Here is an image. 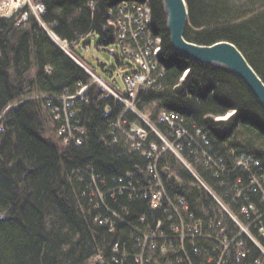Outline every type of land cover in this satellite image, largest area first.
<instances>
[{"label": "trees", "instance_id": "trees-1", "mask_svg": "<svg viewBox=\"0 0 264 264\" xmlns=\"http://www.w3.org/2000/svg\"><path fill=\"white\" fill-rule=\"evenodd\" d=\"M37 1L44 6L41 20L61 40L71 43L92 35L96 48L103 50L115 42L112 19L118 7L146 5L149 32L160 40L163 87L139 93L135 108L146 118L144 123L93 82L33 16L25 26L0 17V113L25 94H73L77 83L88 85L86 101L75 100L73 105L84 129L79 146L60 143L41 101L23 102L4 118L0 264H264V202L249 187V172L231 170L232 158L246 155L258 162L251 172L264 175V108L247 87L230 71L193 62L171 49L162 0ZM184 1V38L198 45L232 43L264 83V0ZM71 53L80 59L78 49L71 47ZM162 112L176 113L186 126L202 129L211 154L227 163L226 171L218 176L208 171L187 140L180 141L179 154L194 174L171 151H163L155 133L168 137ZM228 113L226 120L217 119ZM120 115L124 129L135 124L145 130L140 150H131L120 137L114 141L109 125ZM152 146L157 149L156 168L167 193L176 197L179 216L165 201L158 208L151 206L152 159L142 154ZM165 170L178 184L162 176ZM237 179L241 181L235 186ZM96 189L105 193L102 199L93 194ZM180 221L182 240L172 230ZM236 237L243 246L238 255L234 247L222 245Z\"/></svg>", "mask_w": 264, "mask_h": 264}, {"label": "built area", "instance_id": "built-area-1", "mask_svg": "<svg viewBox=\"0 0 264 264\" xmlns=\"http://www.w3.org/2000/svg\"><path fill=\"white\" fill-rule=\"evenodd\" d=\"M42 13H44V6L37 0H0V17L12 19L16 26H25L29 16L33 15L39 25L47 32L51 40L68 56L79 63L69 52V47L76 46L77 42L73 41L69 43L65 40H61L51 28L41 20ZM112 23L116 30L115 42L113 45L115 48H110L109 53L120 61L121 66H124V61L129 62V64H125L126 68H124L127 72L123 76L125 90L119 87V91H117L116 89L110 88L104 81L100 80V82L117 101L125 106L126 110L133 112L137 117L145 121V117L137 112L135 104L139 100V93L141 91L146 92L150 89L156 91L162 90L163 86L161 80L164 77V72L160 68L158 62V54L161 48L160 40L157 37H153L149 32L148 25L150 23V13L148 7L144 4L123 3L118 7L117 13L112 19ZM82 67L89 74H92L85 66L82 65ZM87 89L88 85L77 83L76 91L73 94L69 93L68 90H63L62 94L55 97L34 95L26 99H47V106L50 108L51 115L57 123L58 132L63 141L62 145L68 146L73 144L79 146L83 142L84 129L78 115V110L74 108L73 105L75 100L86 101L85 93ZM19 102L13 103L0 113V137L5 130L3 125L5 114ZM103 115L108 116V111L104 110ZM220 118L221 117L217 119ZM160 120L169 128L168 137H164L155 131L164 144L162 148L163 151H171L191 172H193L179 154L182 149L180 141L187 140L194 145L193 154L196 155L198 161L204 163L208 171L215 176L226 171L227 163L224 164V159L218 157L216 153L211 154L212 148L210 147L208 136L203 133L202 129H198L192 124H190L189 127L186 126L185 120L172 112H162ZM124 123L123 115H120L116 121L112 123L111 133L114 141H118L120 137L124 140L125 145L130 146L131 150H140L142 148L141 140L146 137L145 130L135 124H131L128 130H126L122 126ZM191 129H194V132H192ZM156 152V147L152 146L150 151L142 154L152 159L151 163L148 164V171L153 177V182L148 188L151 206L152 208H158L162 205V202L165 201L167 208L172 210L175 215L179 216L177 209L174 207L176 197L167 193L162 178L156 168V162L154 160V154H156ZM231 165L233 166L231 170L240 169L249 172V187L252 191L257 193L261 201L264 202V175L256 176L251 172V168L258 165V162L246 155H241L239 157H233ZM91 180L95 182L93 177ZM240 181V179H237L234 185L237 186V183ZM240 193V191L236 193V198H239ZM93 194L98 195L101 199L103 195H105V193H102L98 189H96ZM178 202L182 204L180 199H178ZM249 208L252 209V206H249ZM242 212L246 213L247 209L243 208ZM183 227L184 224L180 221V226H174L172 228L174 232L178 233L181 240L184 238ZM194 229L195 232L198 231L196 228ZM190 230L191 229H188V231ZM144 239L145 241L148 240V236L146 235ZM222 245L226 249L225 244ZM262 252L264 253V251ZM138 260H143V258L140 257Z\"/></svg>", "mask_w": 264, "mask_h": 264}, {"label": "water", "instance_id": "water-1", "mask_svg": "<svg viewBox=\"0 0 264 264\" xmlns=\"http://www.w3.org/2000/svg\"><path fill=\"white\" fill-rule=\"evenodd\" d=\"M165 13V27L171 49L182 57L193 62L222 67L237 77L251 92L258 104L264 108V83L248 64L242 53L230 42L220 41L211 45H198L184 38V30L188 18V10L184 0H162ZM106 64L100 62L99 67L104 71ZM93 81L102 83L91 75ZM162 176L172 184H178L168 170ZM3 219V217H2Z\"/></svg>", "mask_w": 264, "mask_h": 264}, {"label": "rangeland", "instance_id": "rangeland-1", "mask_svg": "<svg viewBox=\"0 0 264 264\" xmlns=\"http://www.w3.org/2000/svg\"><path fill=\"white\" fill-rule=\"evenodd\" d=\"M81 44H84V46H82L84 48L79 51V55L82 61L87 65V67L93 70L107 84L113 86L117 91H119V87H122L125 90L123 76L127 72L125 71L124 68H126L125 64H129V62L124 61V66H120L119 61L111 53H109L107 50L96 48V39L92 35L82 38ZM110 48H115V47L111 45L109 46V49ZM76 60L78 61V59ZM100 62L106 64L104 68L105 71H102L100 69L99 67ZM112 77H116L117 83L112 82V79H111ZM230 116H231V113H228L225 116L221 117L219 120H226ZM49 121H50V125L52 126L51 120ZM60 143L61 144L63 143L62 138L60 139ZM243 228H241L242 232L248 234V231L246 230V228L245 229Z\"/></svg>", "mask_w": 264, "mask_h": 264}, {"label": "bare ground", "instance_id": "bare-ground-1", "mask_svg": "<svg viewBox=\"0 0 264 264\" xmlns=\"http://www.w3.org/2000/svg\"><path fill=\"white\" fill-rule=\"evenodd\" d=\"M91 78H92V76L91 75H89ZM92 81H93V78H92ZM94 82V81H93ZM84 85V84H83ZM148 91H156V90H154V89H150V90H148ZM113 123V122H112ZM112 123H110V125H109V128H111L112 127ZM4 133H5V130H4ZM4 133H3V135H4ZM3 135L0 137V144H1V141H2V137H3ZM60 139H61V135H60ZM1 167H2V161H1V157H0V169H1ZM197 181H199V182H201L202 183V186L208 191V193L210 194V190L204 185V183L199 179V180H197ZM165 187V186H164ZM231 218L234 220V222L240 227V229L241 228H243L244 226H241L239 223H238V221H237V219L235 218V217H233V216H231ZM246 227H244L243 229H245ZM246 230H247V228H246ZM242 231V230H241ZM248 231V230H247ZM252 242H253V244L255 245V246H257L258 248H260V244H259V242L257 241V239L254 237V236H252L251 234H245ZM225 246H226V248H227V250L232 246V247H234V249H235V252H236V255H238L240 252H241V250H242V245H241V243H240V241L237 239V237L236 238H233V239H231L230 240V242H228V243H226L225 244ZM226 252H223V254H225Z\"/></svg>", "mask_w": 264, "mask_h": 264}]
</instances>
